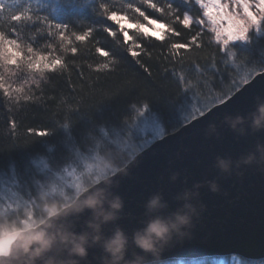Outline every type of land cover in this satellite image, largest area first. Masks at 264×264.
I'll return each mask as SVG.
<instances>
[{
    "label": "trees",
    "instance_id": "1",
    "mask_svg": "<svg viewBox=\"0 0 264 264\" xmlns=\"http://www.w3.org/2000/svg\"><path fill=\"white\" fill-rule=\"evenodd\" d=\"M151 3L163 12L150 8L144 0H78L70 9L58 0H39L41 16L70 25L66 35L72 39L71 45L44 35L42 25L40 30L26 28L18 36L7 35L12 26L10 12L6 9L0 14L5 38H17L25 52L31 45L34 53L51 52L50 59L64 61L55 72L32 75L34 79L26 87L22 78L32 70L22 65L13 85L23 88L20 92L9 87V82L4 84L0 68V83L11 91L9 98L0 90V210H4L0 214L24 222L26 206H17L25 203L33 220L46 219L51 209L57 212L58 205L67 206L75 199L64 203L59 196L63 185L56 180L58 173L69 168L84 171L97 157L103 163L109 151L118 161L119 168L113 167L117 171L144 148L137 130L142 115L156 120L164 135L173 133L231 96L245 78L249 81L264 70V23L248 34L246 42L222 49L206 29L194 22L184 27L176 21V16L183 19L196 14L184 0ZM102 5L131 25L143 27L155 21L161 26L156 35L163 32L164 40L144 35L147 32L140 27L126 31L129 39H124V31L108 18ZM136 7L144 16L135 12ZM89 29L85 41L75 40V35ZM184 43L191 45L190 50L173 47ZM73 46L78 49L75 55L70 52ZM129 48L139 52V57H133ZM145 104L148 108L139 115ZM66 197L71 200L74 196L69 191ZM218 258L170 259L157 264H215ZM226 258L248 262L238 256Z\"/></svg>",
    "mask_w": 264,
    "mask_h": 264
},
{
    "label": "water",
    "instance_id": "2",
    "mask_svg": "<svg viewBox=\"0 0 264 264\" xmlns=\"http://www.w3.org/2000/svg\"><path fill=\"white\" fill-rule=\"evenodd\" d=\"M261 72L222 102L137 153L122 168L126 174L117 170L109 175L111 185L102 183L109 176L95 183L110 187L124 199L121 218L106 224V233L110 234L116 224L124 227L129 235L143 227L150 218L145 204L153 194L161 193L168 202V208L163 210L167 215L184 203L183 194L190 191L192 203L199 208V216L194 218L195 226L190 235L176 238L165 246L157 262L230 256L248 261L264 259V163L255 162L240 168L234 165L230 173L223 172L216 163L218 156L231 157L235 161L255 151L257 143H264V129L253 131L250 121L245 125L247 133L244 135L224 122L226 116H248L255 110L256 97H264V73ZM213 123L217 129L209 134V125ZM174 174H178L175 180L172 179ZM209 181H216L219 191H212ZM201 204L204 207L200 208ZM90 218L91 210L72 211L56 223L82 232L87 229ZM5 238L11 243L13 233L1 236L0 240ZM62 255L67 258V253ZM100 255L102 250L93 247L82 264H100Z\"/></svg>",
    "mask_w": 264,
    "mask_h": 264
},
{
    "label": "clouds",
    "instance_id": "3",
    "mask_svg": "<svg viewBox=\"0 0 264 264\" xmlns=\"http://www.w3.org/2000/svg\"><path fill=\"white\" fill-rule=\"evenodd\" d=\"M256 100V108L248 116L229 115L224 118V122L241 135L247 133L245 125L249 121L253 131L264 129V97L257 96ZM216 129L215 123L210 124L209 134ZM255 162L264 163V143H257L255 151L238 160L218 156L216 161L225 173H230L234 165L240 168ZM103 166L105 171L119 168L113 151L104 156ZM119 171L126 174L125 169ZM177 175L174 174L172 179L175 180ZM102 183L111 185V176ZM209 184L212 191H219L216 181H209ZM192 195L190 191H185L184 203L165 215L163 210L168 208V202L161 193L153 194L145 204L146 214H150V218L131 235L119 224L110 234L104 231L106 224L121 218L124 199L120 194L112 192L110 187L95 184L84 185L76 200L67 206L58 205L60 211L48 219H34L25 224L19 217L0 214V235L7 230L14 236L8 250L0 251V264H82L88 259L89 250L93 247L102 250V255L98 257L100 264H157V258L165 246L176 238L190 235L194 228V218L199 216V208L192 203ZM199 207L204 206L201 204ZM86 210H91V218L87 221L85 231L77 232L70 225L56 223L61 216L69 215L72 211L83 213ZM63 253H67V258Z\"/></svg>",
    "mask_w": 264,
    "mask_h": 264
},
{
    "label": "snow or ice",
    "instance_id": "4",
    "mask_svg": "<svg viewBox=\"0 0 264 264\" xmlns=\"http://www.w3.org/2000/svg\"><path fill=\"white\" fill-rule=\"evenodd\" d=\"M58 2L68 5V9L71 8L72 5L77 4L78 0H58ZM144 3L148 4V6L152 9H157V5L155 3H151V0H144ZM195 3L201 5L208 9L205 13L213 25L216 27L214 31L216 33V39L223 43V45L228 46L230 41L236 39H247L249 29L253 25H259L261 21H264V0H233V4L237 8H241L243 11V15L241 16L239 12H233L229 9V4L222 2V0H209L208 4H205L203 0H195ZM33 4L36 5L33 8ZM104 7V12L108 15V18L119 23L118 15L115 11H109V9ZM129 8H132V5H128ZM171 7V5H169ZM253 8L256 11H253ZM9 10L10 15L8 16V20L11 21L12 26H10L7 35H19L20 29L26 28H37L39 26H43V29L46 31L43 32L44 35L49 37H58L60 41L66 42L67 44L71 45L72 39L66 35V32L69 30L70 25L58 23L55 20L51 19L49 16H41L40 15V4L39 0H10L9 3H6L5 0H0V14H3L5 10ZM15 9V11H12ZM213 9H216L213 12ZM160 12H163V9H157ZM135 12L139 13L140 16H144V12L141 11L140 7L135 8ZM0 19H3L2 15H0ZM176 21L183 25L184 27H191L193 18L190 15H184L183 19L180 16H176ZM155 23V21H153ZM196 23L203 24L204 21H196ZM133 27H137L139 29V25H133ZM164 29H167L168 26L164 25ZM91 29L85 32L82 35H75L76 41H85L88 36L91 34ZM169 31H174L169 29ZM175 35L179 36V32H174ZM112 36H115L116 33L112 32ZM144 35H151L155 36L158 40H164L163 32L160 35H156L155 33H144ZM6 37V33L3 30V25H0V40H3ZM123 38L129 39L128 33L125 31L123 32ZM195 43V40H193ZM7 44L9 45H16V40L9 39L7 40ZM175 49H186L190 50L191 45L188 43L184 44H175L173 45ZM5 53L9 54V57H17L19 53H13L11 48L5 47L3 50ZM77 47H71L70 52L75 55L77 53ZM128 51L131 52L133 57H139L140 53L129 48ZM27 52L30 54L27 59L28 67L36 72L42 71H50L55 72L58 68L63 67L64 61L59 58H51L52 53L49 52L47 55L41 52L33 51L31 45L27 47ZM108 55V53H105ZM6 63L10 66H15L17 61L14 58H8ZM104 68H107V65H103ZM99 70V69H98ZM261 73H264L262 71ZM251 75V72H249ZM245 83L248 82L247 78L244 80ZM0 90H2L3 95L6 97H11V91L8 86H5L3 83H0ZM14 91L20 92L22 89H15ZM25 99H30V97H25ZM231 99V98H230ZM148 108V105H144V110L139 113V115L143 114V112ZM187 119V117H185ZM15 126V125H13ZM46 133H42L44 135ZM156 138H159L157 135ZM98 159V157H97ZM114 174V170H112ZM105 174V170L102 168L100 169L99 175L102 176ZM10 247V241L5 238L0 240V251H7ZM235 259V258H233ZM241 264V262H238Z\"/></svg>",
    "mask_w": 264,
    "mask_h": 264
},
{
    "label": "rangeland",
    "instance_id": "5",
    "mask_svg": "<svg viewBox=\"0 0 264 264\" xmlns=\"http://www.w3.org/2000/svg\"><path fill=\"white\" fill-rule=\"evenodd\" d=\"M184 1L190 5V8L192 10L196 9L197 10L196 14L199 16H197L194 13L193 14L189 13L187 15H190L193 18V22L195 24H197L201 29H206L208 32L211 33L212 39H213V42L215 43V45H217L218 47H220L222 49H225L227 46L223 45L222 42H220L216 39V33L214 31V28L216 26L213 25V23L211 22L209 17L205 14L208 11V9L205 7H202L201 5L196 4L195 0H184ZM203 2L205 4H208L209 0H203ZM222 2L229 4L230 11L239 12L241 16L243 15L242 9L237 8L233 4V0H222ZM215 11H216V9H213V12H215ZM253 11H256V9L253 8ZM118 19H119V23L117 21H114V22H115V25H117L120 28V30L125 32V31H129L130 29L134 28L133 25H131L128 22V20H126L125 17L119 16ZM200 20L204 21V23L202 25L199 23H196V21H200ZM263 23H264V21H261L259 25H253L249 29L248 34L252 31L259 30V28L261 27V25ZM140 28L144 32H147L149 34H151V33L158 34L160 32L161 26L159 24H157L156 22L153 23L152 21H150L146 24V26H143ZM9 39H11V38H9ZM9 39L4 38L3 40H0V68L2 69V78H3L4 84L7 81L11 85L10 86L7 83V85L9 87H12L14 89H16V88L18 89L19 87L13 86L15 84L14 82L17 80V77H15V75L17 74V69H20L22 67V65L23 66L25 64L28 65L27 59H28V56L30 54L28 52H25L22 49V45L19 43V40L17 38H14V40H16V45L7 44V40H9ZM246 40L247 39L232 40V41H230L229 45L234 44V43H239V42L244 43V42H246ZM5 47L11 48V51L13 53H19V56L9 57V54L5 53L3 51ZM8 58L16 59V61H17L16 65L15 66L8 65L6 63V60ZM42 72H36L33 70L30 72L29 71L26 72V75H24L22 78V82L24 83L23 86L30 84L33 81L34 77L32 75L40 76L43 74ZM140 120L141 121L137 125L138 126L137 130L140 131L141 137L144 139V140H142V144L144 145V148L149 146L155 140L164 136V132H163L161 125L156 120L149 117V115H146V114L142 115ZM157 135L159 136V138H156ZM141 147H142V145H141ZM144 148H142V149H144ZM102 168L105 170L103 163L97 159L93 165H88L84 169V171H82L83 169H81V168H79V170L75 169V168H69V169H66L65 171H63L62 173H58V175L56 176V180H57V182H61L63 185L61 190H59V192H60L59 196H61L63 198L64 203L72 201L74 198H76L83 191L84 185L94 184V183L100 181L101 179L111 175L112 170H114V172L116 171V169L112 168L109 171H105V174L100 176L99 172H100V169H102ZM86 179H89V181L87 183H86ZM69 191H70L71 195L74 196L71 198V200H69V198L66 197V194ZM54 192H55V189H54ZM24 204H20V205L18 204L17 208H19V206H23V207L26 206L25 210H24L26 213L24 223L29 224V221H33L32 211H31V209H29L27 207V205H24ZM2 211H4V210H2ZM50 213L51 214L55 213V210L51 209ZM29 226H31V225H29ZM5 233L7 234L6 231H5ZM8 233H10V232H8ZM230 257H232V256H230ZM263 260L244 262V261L238 260L236 258L235 259H233V258L227 259L226 257H220L216 260L215 264H238V262H241V264H264Z\"/></svg>",
    "mask_w": 264,
    "mask_h": 264
}]
</instances>
